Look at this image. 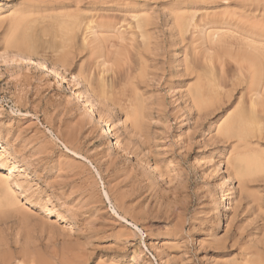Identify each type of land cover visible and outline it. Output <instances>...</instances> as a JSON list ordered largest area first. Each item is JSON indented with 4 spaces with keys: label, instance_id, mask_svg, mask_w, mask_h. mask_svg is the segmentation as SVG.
<instances>
[{
    "label": "rangeland",
    "instance_id": "obj_1",
    "mask_svg": "<svg viewBox=\"0 0 264 264\" xmlns=\"http://www.w3.org/2000/svg\"><path fill=\"white\" fill-rule=\"evenodd\" d=\"M63 1L0 0V19H6V26L8 17L23 14L27 20L23 32L34 43L31 49L34 56L42 54L50 64L53 63L52 59L62 60L70 74L68 79L71 80V73L83 66L81 71L83 70L85 78L86 68H91L87 70H91L88 77L91 74L95 79L98 75L101 78L104 76L107 82L112 79L121 80L126 71L118 77L116 72L119 70L115 67V61L103 64L104 58L99 59L92 55V59H99L93 61L88 53V49H92L89 47L86 52L78 51L80 54L73 52L72 48L75 51L79 47L77 45L81 46L83 42L78 41L83 38L88 40L86 43H89V46L93 45L89 34H85V37L80 31L75 43L70 46L72 48L69 49L65 44L64 47L59 38L61 33L57 32L59 20L56 21L57 14L65 15L69 11L62 9ZM150 1L154 9L152 17L155 23H164L167 15L165 7L168 5L174 9L170 13L173 20L176 15H195L196 22L193 23L212 22V26L206 27L207 33L204 34L201 49H198L201 52L195 51L198 53L197 58L200 57L198 59L193 55L196 44L191 45L194 31L191 30L192 35L190 32L186 34L184 43L180 42L182 45L178 39L174 40L167 29L165 34L160 30L155 31L159 39L153 52L156 55L155 61L149 60L148 77L143 81L144 84H136L140 88L139 93L146 100L143 112L145 116L148 115V118L145 117L148 120L144 121L151 125L150 128L147 126L148 137L145 134L141 136L140 133L138 137V133H135L131 139L126 131V127L130 128L129 123L124 124L125 112L119 106L102 102L105 106H102L100 111L103 110L104 115L116 123V126L113 125V134L121 138L126 145L132 143L128 147L129 156L111 151L110 138L104 139L106 144L102 145L98 138L102 132L101 128H95L93 120L86 115L83 106L73 103L66 90L61 92L63 95L55 90L53 79L45 77V74L33 67L28 70L18 67L0 69V140L1 143L8 141L6 150L7 147L9 149L4 152L0 148V153L10 158L4 160L5 162L0 160V174L19 177L31 187L27 195L42 199H34L27 205L38 213L37 218L33 217L31 220V224L42 223L45 226L43 232L36 231L32 234L39 238L37 248L44 254L48 264L233 263L235 259L240 258L238 254L241 251L238 246L231 247V244H234L233 237L226 239V235L237 234L238 228L247 229L244 232L245 237L247 232L257 233L260 229L264 231V163H259L260 168L252 167L254 155H250L252 168H248L252 182L250 187L244 191L239 186L238 177L233 175L234 182H228L226 186L230 197L226 198L224 206L221 201V174L226 177L229 175L227 167H222L221 174L216 173L218 160L214 157L221 153L220 159L225 163L230 158L232 148L229 146L237 143L236 137L240 136L252 142L251 148L258 151L256 157L262 155L264 162V126H261L264 123L252 125L250 121L242 123V120L238 119L240 123L237 121V125L240 124V127L236 125V137L228 141L216 135L218 123H222L223 118L227 117L226 114L236 111L238 100L236 99L227 113L226 109H229L227 106L230 104L226 103L227 106L225 104L224 108H220L218 102L215 103L217 90L216 84L213 83L212 65H215L217 57L213 52L211 54L216 59L210 57L208 37L209 32L227 35L232 41L240 39L241 36V39H244L243 37L253 33L264 35V0ZM182 2L193 4L183 7L184 10H177ZM3 29L0 30V55L13 54V48L6 51L9 43L7 40L12 35L7 32V27V33H4ZM85 53L90 57L86 54V58ZM199 61L201 66L197 64ZM85 62L90 64V67L84 66ZM129 64L132 65L131 62ZM129 64L127 63L128 66ZM235 65L237 66L236 63ZM236 66L234 63L229 65L227 72L230 74L231 69L237 71ZM106 68L109 71L106 72ZM206 69L208 72L212 70L206 73ZM196 70L202 77L200 86L205 82L203 86L206 89L201 88L204 89L202 92L205 94V102L208 103L207 107L203 104L200 112L194 109V104L191 103L195 91L193 88H196L194 86L197 84L196 73L193 72ZM92 77L89 79H94ZM186 77L190 81H187ZM185 84L189 85L188 89L184 88ZM60 94L72 106L71 119H64L58 110L46 105L45 98L58 100ZM119 116L122 120L120 125L117 124ZM80 122H83L84 126L79 127ZM257 129L262 133L257 132ZM144 136L146 138H143ZM258 137H261L262 141ZM219 140H222V143ZM258 141L261 144L256 145ZM241 160L245 165L247 158ZM7 165L11 166L10 168L13 165L15 167L11 175H8ZM149 165H155L161 177L153 176ZM24 197L21 198L23 203H26ZM46 202L48 211L43 210ZM247 203L250 211H244L243 207ZM258 206H261L260 211ZM252 212L256 213V216H250ZM205 228H210L218 236L216 241L225 240L224 246L216 241H207L210 239L203 232ZM147 235L152 237L153 246L149 244ZM14 236L15 234L10 232L1 237L6 240L9 252L18 255L21 248L16 245ZM260 247L264 248V245L261 244ZM27 261L22 263L29 264ZM13 264H21V261L17 260Z\"/></svg>",
    "mask_w": 264,
    "mask_h": 264
},
{
    "label": "bare ground",
    "instance_id": "obj_2",
    "mask_svg": "<svg viewBox=\"0 0 264 264\" xmlns=\"http://www.w3.org/2000/svg\"><path fill=\"white\" fill-rule=\"evenodd\" d=\"M64 1H66V3ZM64 1L61 3L62 9H69V11L65 15L57 14L56 21L59 20V23L55 21L59 25V29L57 32L58 34L61 33L60 34L61 37L59 38L62 40L63 45L65 44L66 46H68L69 49H71L72 47L70 48V46H72V44L75 43V40L77 39L78 33L80 31L82 32L81 34L82 36L83 33L84 36L85 34L86 35L89 34L88 36H90V39H92L89 40L91 41V44L95 46L93 45L89 46V43H86L88 42V40L86 38H83L82 41H78L79 43L83 42L81 43V46L77 45L79 47L75 51L74 48H72L73 52L74 53L76 52L79 53L80 51L84 52L85 50L87 51L88 47L92 48V49H88V53L91 55V59H92V55L93 56L96 55L99 59L101 58L105 59L104 60L105 62L103 64L115 61L116 62L115 67L116 69L119 70L116 72L118 74L117 76L121 77L124 71H126L123 75L124 78H122L123 77L122 76L121 80H118L113 77L115 80L112 79L113 81L111 80V82H107L104 76H102L101 78L98 75L97 77L99 79L97 77H96L97 79H95L94 78L95 76L92 74L94 76L92 77L90 74V76L94 78L90 80L91 77L90 76L88 77L89 74L88 72H90L91 70L88 72L87 70L91 68L88 69L86 68V72L84 71L85 72L84 75L85 76L87 75V77L85 78L82 73L83 70L81 71V67L83 66H81L75 72L71 73L72 79L71 80L68 79V75L70 74L65 69L62 60H60L59 58H55L52 59L53 63L50 64V62H48V59L44 55L38 54L37 55L38 57L34 56V52L31 51L32 46H34V43L32 39L24 35L25 33L23 32L24 27L26 26L27 23L26 17L23 14H15L12 17H8L9 20L7 19L8 24L6 26H5V22H7L6 19L4 20L3 17L1 16L2 19H0V30H2L5 26L4 28L5 30L3 29L4 30L3 32L4 33L6 32V27H7L9 30V31L7 30V32L8 33L10 32V34L12 35L11 36L9 34L11 38L10 39L9 37L7 38L9 39L7 40L9 41V43L7 42L8 45L6 47V51L8 49L10 50V48L15 49V51H13L14 52L13 54L3 53L0 55V69L1 68L12 69L13 67H15L13 69H17L16 67H18L19 69L27 68L28 70L29 67H33L35 68V70L45 74V77H49L53 79L55 83V90L57 89L59 93H61L63 90H66L71 96L73 103L81 104L83 106L86 115L93 120L95 124V128L96 129L101 128L102 132L98 136V138L101 140L102 145L106 144L104 143L105 141L104 139L110 138L111 141L109 142L110 143L109 148L111 151H114L116 153L118 152L117 154L119 155L123 154L125 156L126 155L129 156L128 147L129 144L132 145V143L126 141L127 144L129 143L128 145H126L123 143V140H121V138L116 137L113 134V125H115L116 123L111 118H108L109 116L108 117L105 116L103 110L100 111L101 110L100 108L102 106L103 107L105 106L102 104L109 102L112 104V106L113 105L119 106L125 112V117L128 122H126L125 120L124 124L129 123L128 125L130 126V128L126 127L127 126L126 125L124 126V129L126 127L127 129L126 131H128L129 135L132 137L131 139H133L134 138L133 136L136 135L137 133L138 135L139 133L140 135L141 134L147 135L146 134L147 126L148 128H150L149 127L150 124L147 125L148 122L146 123V121H144V119H146L145 118L146 116L148 118V115L145 116L144 115L145 112H143L144 109L143 107H145L144 104L146 100L144 99L145 97L141 93H139L140 88L136 86V84L137 85L144 84L143 81L146 79L147 76V72H148L147 68L149 67V63H150L149 60L152 61L156 58V55L153 52L155 51L156 46L158 45L157 40L159 39L155 31L160 30L162 34H165L167 29V31H169L173 36L174 40L178 39L179 40L178 42L179 43L181 42L182 44L184 43L183 38L186 36V34L190 32V34L192 35L191 30L192 32L194 31L193 32L194 36L192 38L193 41L192 43L191 42L190 43L192 46L196 44L195 48H193L194 50L192 49L194 53L193 52L192 53L193 55H196L195 57L197 58L198 56L197 54L201 52V51L199 52V50L201 49L200 45L202 44L204 34L207 33L206 27L212 26V22L209 23L204 22L203 24H201L200 21L199 24L193 23L196 22L194 21L195 15H187V14L176 15L173 20V18H171L170 16V13L172 12L171 10L174 9L172 6L166 5L165 13H167V15L165 14L166 16L164 19V23L161 24L158 22L155 23V20L152 17V15L154 14V9L152 8V2L150 0H142V1L141 0H64ZM192 4H193L192 2H182L180 3V5H178V8L176 9L184 10L183 7H187L188 5L191 6ZM87 31H89V33ZM52 32L56 33V31H52ZM208 37L210 40L209 52L211 56L209 55V52L208 55L212 59L215 56L217 57V61L216 63H214L215 65H212L213 66L212 73L214 78V79L212 78L214 81L212 82L216 84L215 90H217L216 94L218 98V99L215 98L216 96L214 97L215 103L218 102L217 104L221 106V107L218 106L220 108H224L226 103L230 104L228 106L226 104L227 108L229 107V109H226V113H227L230 110L231 106H233L236 99L238 100L235 107L237 108L236 111L235 112L231 111L229 114H226L227 117L223 118L224 120L222 121V123L219 122L217 125L218 127L216 128L217 129L216 135L219 138H222V140L227 139L229 141L234 137H236L235 128L238 119L239 120L241 119L242 123L245 121L246 123L247 121L248 122L250 121L251 124L253 123L252 125H254V123L257 125L264 123V35L253 33L251 35L243 37L245 40L241 39L242 37L241 36L240 39L239 38L235 39V41L234 40L232 41V39L227 35L221 36V34L218 32H209ZM78 42L76 41V44ZM181 43L180 45H182ZM65 45L64 47H66ZM184 48L182 50H184ZM186 49L188 50L189 47ZM72 50L69 51L72 52ZM196 50H198V53L195 52ZM212 52L215 53L216 55L214 56L213 54H211ZM68 53H66L67 55H65V57L66 56L68 57ZM86 54L87 53H85V57ZM90 55H88V57H90ZM98 58L96 59L93 57V59H95L96 61L99 60ZM215 59L216 58H214V60ZM88 60L90 61V58ZM128 61L131 62L132 65L129 64ZM230 61L232 62V64H230L231 63ZM189 62L193 63V61L190 60ZM200 62L201 61H199V63L197 64L200 65ZM85 63L84 66L88 65L87 63L86 64ZM127 63L129 64V66L127 65ZM233 63L234 66H236L235 63L237 64L238 68L236 66V69L235 68L234 69L235 70L238 69V70L234 71L233 69H231L234 73L230 70V74L232 73L230 75L229 72H227V70H229L230 68L227 69V67H229V65L230 66L233 65ZM89 65L88 67H90ZM130 66L131 68H129ZM212 66L210 67L212 68ZM195 67L198 70L200 69L197 67V65ZM211 70H209V72ZM105 71L107 72L109 70H107L106 68ZM193 72L196 73L197 84L196 86H194L196 88H193L195 91H193L192 89L194 94L190 90L191 93L193 94V97L192 95H190V93L189 95L192 97L191 103L194 104L195 107L194 109H197V111L200 112L204 107L203 104L205 103L206 107H207L206 104H208L207 102H205L206 101L205 100L206 98L204 96L205 94H203L204 92H202L204 89H206L203 86L205 82L202 83V86H200L201 85L200 82H202L201 81L202 77H200V74L198 73L197 70ZM209 72L207 70L206 73ZM185 79L187 80L188 78L186 77ZM213 83H210V85H212ZM186 84L184 88L188 89L189 85ZM134 86H136L137 89H135ZM201 87H204V89H202ZM61 94H60L61 97L58 100L45 98L46 105L51 106L54 109L58 110L59 115L64 117V119L65 118L71 119V117L73 116L72 106L70 102L62 96L63 94L62 95ZM212 94L213 93H211V95ZM209 95L210 93L208 94V96ZM237 95L240 96L237 97ZM209 98L210 97H208V99ZM106 107L108 106L106 105ZM121 121L122 120L119 116L117 124L120 125L122 123ZM239 125L240 124H238L237 126L240 127ZM82 126H84L83 122H80L79 127ZM258 129L257 132L260 131ZM240 130L241 129H239V131ZM260 132L262 133V131ZM140 135L138 137H140ZM146 137H148V135ZM146 137L144 136L143 138ZM236 138H237V143H233L229 146L230 148H232L230 150L232 154L230 153L231 156L229 155L230 160L228 159L224 163L220 159L221 153H217V155L214 157L217 158L218 160V165L215 168L216 173L221 174L222 167L223 169L227 167V172L229 175L226 177L223 174H221V201L223 203V206H224V202L226 201V198L229 196L226 186L228 182H232V183L234 182L232 179L233 175L235 177L236 176L238 177L237 179L239 186L242 187L244 191L246 188L250 187V184H252L250 179L251 173L250 170L248 169L249 167H251L250 164L252 165L250 160V155L252 154L255 156L253 159L254 165H252V167L260 168V164L263 165L262 163H264L262 162V157H261L262 155L256 157V155H258L257 154L258 151L252 149L253 147L251 148L252 142L250 143L249 141H246V139L240 136ZM260 138L258 137V139ZM140 139H142V137ZM222 140H219V142L222 143ZM260 140L262 141V138ZM259 142L260 141L257 142L258 144L256 143L253 144L259 145L261 144ZM2 143H6V144H2ZM2 143L0 140V144H1L0 148H2L4 152H7V150H9L8 147L6 150L8 141ZM224 145L226 146V144ZM8 156L12 157L10 154ZM242 158L243 159L247 158L245 165L241 160ZM6 159L10 160V158H6L4 157V154L0 153V160L4 161ZM12 160L14 161V158ZM204 160L205 158H203L202 160L203 164L201 163L203 166L205 164ZM3 161L1 163H3ZM254 161H256L257 163ZM13 166L12 168H10L11 166L10 167L8 166L9 167L8 175H11L10 174L11 171L15 168ZM148 168L153 176L156 175L158 177H161V173L160 171H158L155 165L152 166L149 165ZM3 174L2 173L0 174V235L2 236L4 233L5 235H7L8 233L13 232V234H15L14 240L16 241V245L17 246L20 245L21 250L20 252H18V255L9 252L10 248H8V244L6 243V240L0 236V264H13V262L17 260L21 261V264H24V262H26L27 260L29 261V262L27 261L29 264H48V262L45 260L46 258L44 257V254L42 255L38 250L39 248H37V243L39 238H36L32 234L36 231L43 232L45 230V226L42 223H40L42 225H40L39 223L37 225L31 224L32 222L31 220L33 219V217L37 218L38 213H36L35 209L30 208L27 205V203L29 204L30 201L33 202L34 199H37L39 201H42V199L35 198L34 195L26 194L27 191L31 190L30 189L31 187L29 184L25 183L24 180L21 181L19 177L13 178L6 176V174L5 175ZM13 175L14 174H12V176ZM17 190L18 191L20 190V192H18ZM22 196L23 197L25 196L24 199L26 203H23V199L21 198ZM248 206L249 203L244 205L243 207L244 211L249 210ZM260 207L259 209L256 207L258 211H260ZM48 208L49 207L47 203L44 206L43 210L48 211ZM251 214L252 215L250 216H254V215L256 216V213L254 212H252ZM236 230H237V234L235 235L229 236V234L227 233L228 235H226V239H231L233 237L232 242L234 244H231V247L234 248L235 246H238L239 250L241 251V253L238 254L240 258L235 259L233 263L229 262L224 264H264V248L260 247L261 244L264 245L263 244L264 231L260 229V231H258L259 233L258 232L254 233L253 231L247 232L246 233L247 235L245 237L244 232L247 229L244 230L238 228ZM255 231H257V229ZM203 232L206 233V237L210 239L207 240L210 243L215 242L218 238V236L215 235L210 228L203 229ZM147 238L149 244L153 246L152 237L150 235H147ZM224 241L225 240L223 239H219L216 242H218L219 245L220 244L223 245V243H225ZM239 250L236 249V251ZM22 261L24 262L22 263Z\"/></svg>",
    "mask_w": 264,
    "mask_h": 264
}]
</instances>
